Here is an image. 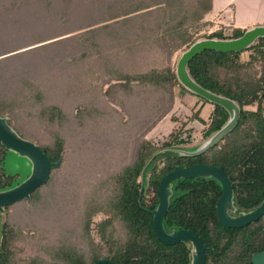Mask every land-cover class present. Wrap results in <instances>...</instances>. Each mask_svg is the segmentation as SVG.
<instances>
[{"label": "trees", "instance_id": "obj_1", "mask_svg": "<svg viewBox=\"0 0 264 264\" xmlns=\"http://www.w3.org/2000/svg\"><path fill=\"white\" fill-rule=\"evenodd\" d=\"M0 9V116L50 161L62 155L48 180L20 201L33 213L53 212L56 224H18L8 212L15 203L0 208V264H191L190 243L159 241L149 212L158 204L160 179L176 166H219L232 182L237 212L260 204L264 36L242 51L203 50L187 63L195 82L234 100L240 114L213 146L185 155L178 150L196 141L200 146L229 114L186 89L172 57L199 39H233L246 30L221 25L194 37L206 27L213 0H0ZM100 22L106 23L92 27ZM176 93L184 111L170 115L166 135L145 137L171 112ZM205 104L212 108L203 117ZM112 130L124 131L113 141L130 138L132 148L116 151L119 139L106 149ZM123 152L110 166L114 153ZM8 154L27 170L8 172ZM30 170L26 157L0 143V191ZM171 190L164 228L196 232L204 264H251L252 253L264 249V215L241 228L219 223L221 187L212 177L174 180Z\"/></svg>", "mask_w": 264, "mask_h": 264}, {"label": "water", "instance_id": "obj_2", "mask_svg": "<svg viewBox=\"0 0 264 264\" xmlns=\"http://www.w3.org/2000/svg\"><path fill=\"white\" fill-rule=\"evenodd\" d=\"M261 36H264V25L253 26L246 29L241 36L233 39H199L180 54L176 64V75L179 82L189 91L202 96L213 104L221 105L229 114L226 123L204 141L197 150L192 152L179 150L180 153L197 155L204 152L235 126L240 114L239 107L234 100L212 93L192 79L186 69L189 60L206 49L221 52L242 51ZM0 143L6 149L17 153L19 156L26 157L31 163L30 174L26 179L14 187L0 191V208H3L23 199L28 201L31 193L48 180L51 170L59 167L62 155L56 161H50L39 145L19 136L7 123L6 118L2 116H0ZM199 177H213L221 185L222 194L216 201V215L223 226L231 228L243 227L264 215V198L256 208L249 212L235 217L228 213V210L232 209L233 190L228 175L219 166L206 164H194L188 167L176 166L160 179L156 191L158 204L155 209H151L149 212L153 216L155 234L163 244L174 245L180 241H189L191 243V264L205 263V247L201 238L190 229H174L167 232L163 225V219L168 209L169 197L172 194L171 183L181 178L191 179ZM251 260L252 264H264V249L254 253ZM92 264L116 263L109 259H99Z\"/></svg>", "mask_w": 264, "mask_h": 264}, {"label": "rangeland", "instance_id": "obj_3", "mask_svg": "<svg viewBox=\"0 0 264 264\" xmlns=\"http://www.w3.org/2000/svg\"><path fill=\"white\" fill-rule=\"evenodd\" d=\"M213 9L215 14L209 16L207 20V25L204 29L200 30L198 33L195 34L194 37H201L203 35H207L211 33L213 30L218 29L221 25H229L232 24L228 22L227 20L229 18H232V22L235 27H239L241 29H248L253 26H258V25H264V0H213ZM0 13H4L2 9H0ZM9 15V13H8ZM7 15V16H8ZM9 17H11L13 20L17 17L15 14H10ZM2 19H5V14L2 15ZM106 22H100L92 27L95 26H100L102 24H105ZM224 23V24H223ZM76 33V32H73ZM72 33V34H73ZM5 41L0 40V47L4 46ZM179 51L175 52V54L172 57V68L174 67V62L178 60ZM244 55H246V52H244ZM177 99L176 102L171 110V112L166 115L164 119H162L154 128H152L149 132H147L144 136L145 137H150L154 136L155 138L162 137L167 134V132L170 130V128L173 126V123L169 119L170 115L175 112V113H180V111H184L182 103L179 101V93L177 94ZM204 116V114H203ZM139 122H134L136 126L138 125ZM130 130H126L128 132ZM113 132V133H112ZM123 130L121 131H111V137L108 139L110 142V146L108 144H105L106 149L110 150V147L112 146L111 141L113 144H118V140L123 142V144L120 146V148L117 150L121 149H127V147H130V144L127 143L130 141V138H121L116 137L114 141L112 140L113 136L117 135H123ZM111 139V140H110ZM107 141V142H108ZM199 148L198 142H193L189 143L187 145H184L180 151L184 152H192L195 151ZM178 150V151H179ZM117 154V155H115ZM124 155V152L121 154L114 153V157L116 156ZM98 161H103L105 157L103 158H95ZM113 159L111 157H107V160ZM115 161L110 163V166L117 163V158L114 159ZM118 160H120L118 158ZM5 168L8 172H13L18 169H21V171L25 172L27 170V166L23 163V165L18 161V158L14 155L8 154L6 159H5ZM148 172V169L146 170V174ZM66 177L65 171L62 170V173L60 174V180ZM14 204V203H13ZM12 205V204H11ZM45 210H42L38 213H33L32 210L27 208L26 204L16 202L9 210L8 212L10 213L9 216L11 217V220L14 222H17L18 224L24 223L25 225L27 224L28 226L32 224L40 226V227H48V224H56L55 218H52L53 212L49 213H44ZM4 217L6 216L3 214ZM51 220V221H50Z\"/></svg>", "mask_w": 264, "mask_h": 264}, {"label": "flooded vegetation", "instance_id": "obj_4", "mask_svg": "<svg viewBox=\"0 0 264 264\" xmlns=\"http://www.w3.org/2000/svg\"><path fill=\"white\" fill-rule=\"evenodd\" d=\"M228 177H229V176H228ZM212 178H213V177H212ZM213 179H214V178H213ZM229 179H230V178H229ZM216 181H217V180H216ZM230 181H231V180H230ZM217 182H218V181H217ZM218 183H219V182H218ZM219 184H220V183H219ZM231 185H232V182H231ZM220 187H221V185H220ZM232 190H233V188H232ZM221 194H222V188H221ZM220 196H221V195H220ZM263 198H264V197H263ZM262 200H263V199H262ZM261 202H262V201H261ZM261 202H260V203H261ZM257 206H258V205H257ZM257 206H256V207H257ZM256 207H255V208H256ZM253 209H254V208H253ZM253 209H251V210H253ZM251 210L244 211V212H241V211H240V212H239V211L237 212L236 206L234 205V202H233V195H232V209H229V210H228V213H229L231 216H234V217H235V216H239V215H241V214H243V213H246V212H249V211H251ZM262 216H263V215H262ZM259 218H260V217H259ZM259 218H258V219H259ZM258 219H257V220H258ZM257 220H256V221H257ZM252 222H255V221H252ZM219 223H220V222H219ZM250 223H251V222H250ZM250 223H248L247 225H249ZM220 224H221V223H220ZM221 225H222V224H221ZM247 225H246V226H247ZM224 227H225V226H224ZM243 227H245V226H243ZM238 228H241V227H238ZM187 242H189V241H187ZM189 243H190V242H189ZM190 245H191V243H190ZM191 246H192V245H191ZM204 247H205V246H204ZM255 253H257V252H255ZM253 254H254V253H252V255H253ZM252 255H251V258H250V263H251V264H252V260H251V259H252Z\"/></svg>", "mask_w": 264, "mask_h": 264}, {"label": "crops", "instance_id": "obj_5", "mask_svg": "<svg viewBox=\"0 0 264 264\" xmlns=\"http://www.w3.org/2000/svg\"><path fill=\"white\" fill-rule=\"evenodd\" d=\"M214 14H215V12H214V9H213L211 15H214ZM211 15H210V16H211ZM227 21L233 24V22H232V18H229ZM233 25H234V24H233ZM211 108H212V105H210V104H205V105H203V108H202V111H201V115L203 116V114H204L203 117H205V116L207 115L209 109H211Z\"/></svg>", "mask_w": 264, "mask_h": 264}]
</instances>
